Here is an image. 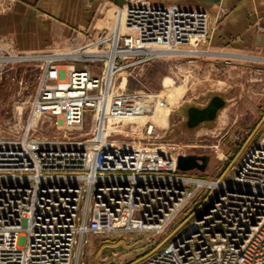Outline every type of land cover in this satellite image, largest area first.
I'll return each instance as SVG.
<instances>
[{
    "label": "built area",
    "instance_id": "built-area-1",
    "mask_svg": "<svg viewBox=\"0 0 264 264\" xmlns=\"http://www.w3.org/2000/svg\"><path fill=\"white\" fill-rule=\"evenodd\" d=\"M116 18L112 30L74 39L70 52L39 56L23 133L0 142V264H86L89 237L161 235L203 190L164 247L131 264H264V135L219 178L204 180L179 171V155L108 141L101 120L113 88L108 75L207 42L209 12L135 0ZM86 62L95 70L74 65ZM88 115V138L75 140ZM43 124L57 137L39 134ZM153 133L146 123L145 135Z\"/></svg>",
    "mask_w": 264,
    "mask_h": 264
},
{
    "label": "rangeland",
    "instance_id": "rangeland-1",
    "mask_svg": "<svg viewBox=\"0 0 264 264\" xmlns=\"http://www.w3.org/2000/svg\"><path fill=\"white\" fill-rule=\"evenodd\" d=\"M133 1L126 0L108 9L103 25L106 29L97 34L112 30L116 12ZM203 10L210 14L212 29L218 18L211 9ZM94 35L95 32L91 34L92 37ZM182 50L195 52L142 60L116 72L119 75L102 115L104 132L109 134L108 141L128 143L134 147L152 146L140 148L159 151L171 159L178 155H207L210 160L205 171H190L189 175L214 180L239 159L241 151L253 140L264 135V48L216 50L210 47L208 40L197 46H185ZM70 51L72 48L22 53L7 49L0 43V142L12 143L23 133L41 69L39 56ZM71 65L64 64L65 67ZM74 65L96 68L87 62ZM210 93L224 95L226 106L219 112L214 125H200L188 130L178 110L191 102L196 106L206 105ZM146 123L154 124L151 138L145 135ZM90 132L91 117L88 115L72 137L81 140L88 138ZM38 133L57 137V130L48 124H43ZM205 194L204 190L201 191L161 235L114 232L89 237L84 254L86 264H131L164 247L171 233L201 204ZM117 246L121 247L120 252H113L110 257L103 252L105 247Z\"/></svg>",
    "mask_w": 264,
    "mask_h": 264
},
{
    "label": "crops",
    "instance_id": "crops-1",
    "mask_svg": "<svg viewBox=\"0 0 264 264\" xmlns=\"http://www.w3.org/2000/svg\"><path fill=\"white\" fill-rule=\"evenodd\" d=\"M126 0H0V43L22 53L71 48L87 33H99L108 9ZM211 9L217 22L209 45L216 50L264 48V0H151ZM114 25V22L112 26Z\"/></svg>",
    "mask_w": 264,
    "mask_h": 264
},
{
    "label": "water",
    "instance_id": "water-1",
    "mask_svg": "<svg viewBox=\"0 0 264 264\" xmlns=\"http://www.w3.org/2000/svg\"><path fill=\"white\" fill-rule=\"evenodd\" d=\"M208 98L209 101L204 106H196L195 102H191L178 110V113L184 117L183 125L188 130L192 131L200 125L208 127L215 124L219 112L226 106V100L224 95L212 93L208 94ZM209 160L210 157L207 155H179L177 157V169L182 172L197 171L203 173L208 166ZM120 250L121 247L119 246L105 247L103 252L110 257L113 252H120ZM142 259L144 257L140 260Z\"/></svg>",
    "mask_w": 264,
    "mask_h": 264
},
{
    "label": "bare ground",
    "instance_id": "bare-ground-1",
    "mask_svg": "<svg viewBox=\"0 0 264 264\" xmlns=\"http://www.w3.org/2000/svg\"><path fill=\"white\" fill-rule=\"evenodd\" d=\"M121 17H120V19L118 18V22L120 21V25H121V30L123 29V21H124V12L123 13H121L120 12V14H119ZM116 20H117V18L115 17V19H114V23L116 22ZM191 45H195V40H193V41H191ZM193 52H195V51H184V52H182V53H164V52H159V53H153V55L154 56H157L158 58H165V57H168V56H172V55H175V54H177V55H189V54H192ZM145 56V55H144ZM112 57H113V55H112ZM68 68H71V66H68ZM119 75V73H115V74H113V75H111V76H109L108 75V77H107V84L109 83L111 86H113L114 85V83L116 82V80H117V76ZM105 110V109H104ZM103 118V117H102ZM101 120H103V119H101ZM104 129V128H103ZM32 144H34V145H41V146H43V145H45L46 143H44V142H41V143H38L37 141H35V140H33V142H32ZM133 148H136V149H140V150H147V149H144V148H140V147H145V148H150V147H152V146H147V145H145V146H136V147H134V146H132ZM163 151V150H162ZM175 159V158H174Z\"/></svg>",
    "mask_w": 264,
    "mask_h": 264
},
{
    "label": "trees",
    "instance_id": "trees-1",
    "mask_svg": "<svg viewBox=\"0 0 264 264\" xmlns=\"http://www.w3.org/2000/svg\"><path fill=\"white\" fill-rule=\"evenodd\" d=\"M254 141V140H253Z\"/></svg>",
    "mask_w": 264,
    "mask_h": 264
}]
</instances>
